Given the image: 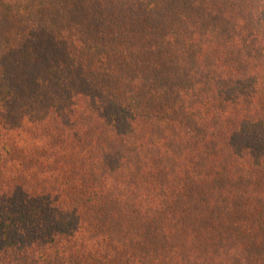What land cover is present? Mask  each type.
I'll return each mask as SVG.
<instances>
[{
	"label": "trees",
	"instance_id": "1",
	"mask_svg": "<svg viewBox=\"0 0 264 264\" xmlns=\"http://www.w3.org/2000/svg\"><path fill=\"white\" fill-rule=\"evenodd\" d=\"M0 264H264V0H0Z\"/></svg>",
	"mask_w": 264,
	"mask_h": 264
}]
</instances>
